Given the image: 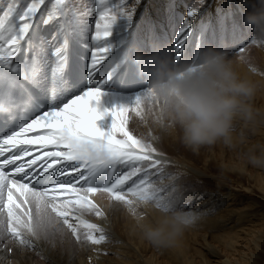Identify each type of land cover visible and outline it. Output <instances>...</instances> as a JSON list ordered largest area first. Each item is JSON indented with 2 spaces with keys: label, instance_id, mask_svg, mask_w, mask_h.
<instances>
[{
  "label": "snow or ice",
  "instance_id": "obj_1",
  "mask_svg": "<svg viewBox=\"0 0 264 264\" xmlns=\"http://www.w3.org/2000/svg\"><path fill=\"white\" fill-rule=\"evenodd\" d=\"M141 2L94 0L93 19L73 0H52L50 6L49 0H0V128L5 129L0 133V252L35 251L38 241L65 230L81 248L108 242L99 224L83 219L85 213L106 217L99 196L134 216L142 202L157 208L187 206L175 184L178 177L164 171L168 161L153 143L158 137L129 129L132 116L144 121L143 105L155 108V101L146 86L117 90L136 86L133 73L120 75L119 85L114 77L122 65L132 64L137 48L168 43L158 34L162 28L175 31L177 62L194 59L214 42L224 50L233 42L226 36L198 41L186 53L205 0L179 20L169 3L163 20L146 16L133 28ZM53 21V28L42 33L41 25ZM250 40L258 42L254 34ZM247 48L241 41L232 53L245 60ZM117 50L119 63L105 66ZM165 177L168 185H163Z\"/></svg>",
  "mask_w": 264,
  "mask_h": 264
},
{
  "label": "rangeland",
  "instance_id": "obj_2",
  "mask_svg": "<svg viewBox=\"0 0 264 264\" xmlns=\"http://www.w3.org/2000/svg\"><path fill=\"white\" fill-rule=\"evenodd\" d=\"M195 1L198 0H184V7L181 6V8L187 10L189 6L199 3V1ZM222 1H224V3L221 4L218 3V0H212L210 4L206 1L201 6V8L204 9V13H199L195 22L197 23L198 20H200L199 22L201 25L204 24L202 29L204 28L203 30L206 31V33L204 31H198V29L193 26L195 32H193L192 38H189L190 42L187 41L189 44L186 42V53L194 51L197 42L203 41L199 39L205 38L204 40L215 41L221 36H226L228 40L232 41L234 39L233 36L237 34L236 32H239L241 37L245 32H249L246 33V39L243 38V41H247L248 43L246 53L243 54L246 58L245 60L240 59L239 55H234L232 53V48L239 44L241 40L237 39L236 42L232 41L233 43L226 50L230 58L237 61L242 72L247 71L249 61L251 64H254L260 72H264V41H258L256 44H252L250 40V37L253 35L252 29L242 25L244 11L236 6V4H233V0ZM51 2L52 0L49 1V6ZM142 2L143 4L138 8V12L134 18L133 28L137 27V20L140 21V19L146 17L147 14L152 17L154 15V19L157 20L164 19L165 8L161 13L154 14L152 12L153 0H142ZM193 2L194 4L191 5ZM252 2H254V0H250V4L248 5L249 8ZM73 3L79 11L86 12L89 18L93 17L94 19V0H73ZM216 5L228 7L229 12L225 14L212 12V9L216 7ZM231 5H234L235 9L231 8ZM179 9L177 10L178 12L181 11V9ZM182 16L183 15H178L176 19L179 20ZM205 19H207V22L204 21ZM55 23L56 21H53L51 26L48 27L42 25V33L46 32V30L50 31ZM178 27L179 24L177 23L175 28L178 29ZM172 29V27L162 28L160 30L161 32H158V34L167 37V44L171 47L175 37V31ZM162 31H164V33ZM215 31L216 33L214 34ZM165 32L167 34H165ZM141 34L142 38H145L144 40L147 41V34L143 32ZM196 38L199 39L197 40ZM215 44L214 42L212 45L215 46ZM144 47L145 50L148 49L147 43ZM255 79L262 80L264 77L256 75ZM144 86H146L145 83L142 85V88ZM106 99L108 101V106H111V98L109 97ZM255 104L259 108H264V91L257 94ZM143 106L145 108L146 119L141 121L133 115L132 119L135 118L137 121L133 123L132 129L130 130L137 136L142 135L147 138L149 137V133H151L158 137L157 140L153 141L154 146L157 147L158 151L164 154V159L168 161L164 170L165 173L178 177L175 181L177 190L182 199L188 202L184 209L194 212L201 211L200 208L197 207L204 195L216 197L221 200V202L235 201L237 206L231 207L230 211H227L229 214L225 211H220L219 213L218 207H214L208 212L212 215L209 218L203 216L204 214L198 213L200 218L189 229L198 230L200 235L207 234V236H199L197 242L193 246L196 250H188V247H179V245L172 248H156L152 246L134 231L135 216L131 214L125 206L113 202L111 205H117V209L113 210V213L111 212L110 215V211H108L105 218H98L88 213L83 215V219L99 224L105 232H107L106 234L109 237L108 242L99 246H92L97 248L98 251H93L92 247L81 248L74 237L65 230L63 234L55 232L48 241H38L35 251L14 248L11 254L0 252V257H7L6 260H0V264H8V262H11V264H98L105 258L115 260L118 258V255H116V249L119 247L118 243H120V246L123 243L122 239L124 237H122L121 234L124 230L125 237L130 239L135 247H143L148 250L147 253H143L146 255L144 260H142L139 254H134L133 252H128L123 256L120 255L119 257L123 259L124 264H217L215 259L211 256L212 251L210 246L216 245L215 235H217L227 223L223 221V216L228 217V215L230 216L233 212L244 213L245 210L249 209V206L254 207L261 204L260 196L261 193H264V167L254 166L248 163L246 154L252 145H264V125L259 126L254 133L248 132L246 142L238 144L235 149L224 146L225 150H221L219 144H217L211 147L201 148L199 152H193L186 148L178 138L161 135L156 127L154 117L149 113L150 109L151 112H154L155 108L147 102H145ZM108 124H110V119L104 122L105 127H107ZM257 152H259V148H257ZM168 184L169 180L165 177L163 179V185ZM248 196H251V199H249ZM101 199L103 202H101L102 205L106 204L105 206H107V209L111 208V206H109L110 202L106 198L101 196ZM137 213L151 215L149 210L142 207L137 209ZM250 218L241 220L243 225L246 224L244 228L247 226L246 228L249 229L248 232L242 233V235L237 238L234 236V233L237 235L236 232L239 231L238 228L242 229L243 225L241 223L231 225L233 227L231 236L223 237L221 244L215 246L218 247L221 252L226 253L224 254L225 256L227 255L225 264L264 263V222L258 221L255 217ZM189 229H187L186 232H189ZM37 253H40V255H37ZM89 258H91V260Z\"/></svg>",
  "mask_w": 264,
  "mask_h": 264
},
{
  "label": "clouds",
  "instance_id": "obj_3",
  "mask_svg": "<svg viewBox=\"0 0 264 264\" xmlns=\"http://www.w3.org/2000/svg\"><path fill=\"white\" fill-rule=\"evenodd\" d=\"M243 23L257 41H264V0L251 3ZM132 64L155 101L151 115L161 135L178 138L193 152L217 144L234 148L246 142L248 132L264 125V108L255 104L257 94L264 91V79L255 76L264 77V72L251 63L242 72L224 49L209 44L194 59L177 62L172 47L160 44L137 48ZM246 159L264 167V145H252ZM140 207L151 215L135 216L134 231L156 248L177 246L200 218L180 207L157 208L151 202Z\"/></svg>",
  "mask_w": 264,
  "mask_h": 264
},
{
  "label": "bare ground",
  "instance_id": "obj_4",
  "mask_svg": "<svg viewBox=\"0 0 264 264\" xmlns=\"http://www.w3.org/2000/svg\"><path fill=\"white\" fill-rule=\"evenodd\" d=\"M50 1V0H49ZM164 1V3H163ZM199 1V0H198ZM198 1H195V2H198ZM208 4H210L212 2V0H206ZM205 1V2H206ZM229 1V0H228ZM145 2V1H143ZM143 2H141V4L138 6V8L141 7V5L143 4ZM217 2V1H216ZM153 6H152V12L154 14H157V13H161L163 11V9H167L169 3H172L176 6V10H178L179 8L181 9L180 12L176 11V16L178 15H184L186 13V10L182 9L181 6L184 5V0H153ZM191 3V2H190ZM218 3L221 4V3H224V1L222 0H218ZM233 4H236V6H238L239 8L242 9V11H247L248 10V5L250 4V0H233L232 2ZM194 2L191 4L193 5ZM145 5V4H144ZM186 5V4H185ZM223 5V4H222ZM226 5V4H225ZM228 5V4H227ZM202 6V5H201ZM184 7V6H183ZM190 7V6H189ZM235 6L234 5H231V8H234ZM137 8V10H138ZM144 8V7H143ZM179 9V10H180ZM235 9V8H234ZM43 10V9H42ZM215 10V11H214ZM204 9L203 8H200V12L199 13H204L203 12ZM138 12V11H137ZM140 12V11H139ZM151 12V11H150ZM151 12V13H152ZM209 12V11H208ZM212 12H217V14L220 12L222 14H225L227 12H229V8L228 7H225V6H218L216 5V7H214L212 9ZM234 12V11H233ZM145 13V12H144ZM146 14V13H145ZM234 14V13H232ZM159 15V14H158ZM157 15V17H158ZM39 16V14H38ZM147 16H149L147 14ZM161 16V15H160ZM208 16V15H207ZM236 17V16H235ZM93 18V17H92ZM153 18H154V15H153ZM160 18V17H159ZM179 18V17H178ZM210 18V17H209ZM233 18V17H232ZM231 19V18H230ZM235 19V18H234ZM237 19V18H236ZM141 20V19H140ZM202 20V19H201ZM207 19H205L204 21H206ZM241 20V19H239ZM200 20H198V22L196 23L195 20H194V24L193 23V26L196 27V29H198V31H204L202 29L203 25H201V23L199 22ZM212 21V20H211ZM138 22V20H137ZM207 22V21H206ZM209 22V21H208ZM205 23V22H204ZM137 24V23H136ZM210 25V24H209ZM244 25V23L242 24ZM48 26H51V24L45 26V27H48ZM134 26V25H133ZM207 26V25H206ZM205 26V27H206ZM44 27V28H45ZM42 25H41V30H42ZM136 28V27H135ZM171 28V27H170ZM245 28V27H244ZM215 29V28H214ZM166 30V29H165ZM173 30V29H172ZM211 30V29H210ZM212 31V30H211ZM46 32H48L46 30ZM161 32V31H160ZM164 33V31H162ZM195 32V31H194ZM197 32V31H196ZM206 33V31H204ZM210 32V31H209ZM213 32V31H212ZM172 33V32H171ZM200 33V32H199ZM198 33V35H199ZM211 33V32H210ZM216 33V31L214 32V34ZM237 34H235V36H233V40L234 42H236L237 39L243 41L244 39H246V33H249V32H245L244 34H242V37L239 35V32H236ZM251 33V32H250ZM165 34H167L165 32ZM175 34V33H174ZM213 34V33H212ZM141 35H144V34H141ZM171 35V34H170ZM197 35V36H198ZM201 35V34H200ZM211 35V34H210ZM172 36V35H171ZM196 36V37H197ZM213 36V35H212ZM217 36V35H216ZM142 37V36H141ZM200 37V36H198ZM167 38V37H166ZM169 38V37H168ZM192 38V37H191ZM190 38V39H191ZM195 38V37H194ZM244 38V39H243ZM145 39V38H144ZM172 39V38H171ZM197 39V38H196ZM199 39V38H198ZM197 39V40H198ZM205 39V38H204ZM204 39H199V40H204ZM218 39V38H217ZM170 40V39H169ZM174 40V39H173ZM146 41V40H145ZM168 41V40H167ZM196 41V40H195ZM172 42V40H171ZM170 42V43H171ZM190 42V41H189ZM197 42V41H196ZM188 43V42H187ZM193 43V42H192ZM191 43V44H192ZM189 44V43H188ZM187 44V45H188ZM146 45V44H145ZM169 45V44H168ZM216 46V44H215ZM145 48V47H144ZM188 53V52H187ZM120 57H121V52L119 50H117L116 52L113 53V56L109 57V60L108 61H105V66H108V65H111V66H115L116 63H119L120 61ZM107 70H111L110 67L107 68ZM105 71L104 68H102V72ZM124 72H131L133 73L135 76H136V79H135V84H136V87L135 88H131V89H121L119 86L117 88H119L120 90H124L126 92L128 91H135V90H140V86L139 88H137V83L140 82V79L137 77L136 75V72H135V68L133 66V64L131 63H127V66L126 65H122L118 74H117V77H114V79H117V85H119V79L118 77L120 75H122ZM98 76L101 75L100 73L97 74ZM259 108V107H258ZM137 120L134 118L132 119L131 123H130V128L129 129H132V125L134 122H136ZM104 123V122H103ZM38 131H41L42 132V129L41 130H38ZM35 133H30L29 135H34ZM38 147V146H36ZM219 147L221 150H225L224 149V146L223 145H220L219 144ZM236 147H234L233 149H235ZM249 199H251V196H248ZM261 204L258 205V206H249V209L248 210H245L244 213H240V212H233L231 213V215L228 217L226 216H223V221L224 222H227L225 224V226L222 228V230L217 234L215 235V242H216V245H220L221 242H222V238L223 237H228V236H231L232 234V230H233V227L231 225H237V223H241L242 221L241 220H244L246 218H250V217H255L258 221H263L264 222V193H261ZM97 201L102 205V199H101V196L97 197L96 198ZM102 202V203H101ZM106 205V204H105ZM105 205H102L104 207V210H105V213L107 214L108 211L109 212V215L110 213L117 209V205H111V208H108L107 209V206ZM237 204L235 201H226V202H221V200H219L218 198L216 197H213V196H208V195H204L202 198H201V202L199 204V206L197 208H200L201 211L199 212H196V213H199V214H204L203 216H207L208 218L212 215H210V212L209 210L213 209L214 207H218V210H219V213L220 211H230L231 207H236ZM109 207V206H108ZM216 212V211H215ZM113 213V212H112ZM228 213V212H227ZM229 214V213H228ZM218 215V214H217ZM251 219V218H250ZM253 220V219H252ZM129 221V220H128ZM249 221V220H248ZM250 222V221H249ZM257 222V221H256ZM252 223V222H251ZM255 223V222H254ZM102 224V223H101ZM242 224V223H241ZM243 225V224H242ZM246 225V224H244ZM244 225L242 226V229H239L238 228V232L237 235L234 233V236H236L237 238L240 237L242 235V233H245V232H248L249 229L246 228L247 226H245L244 228ZM104 227V225H103ZM107 231V230H106ZM125 231V230H124ZM124 231H122L123 233L121 234L122 237H124L122 240H123V243L121 244L120 246V243L119 244V247H117L116 249V255H118V258L113 260V259H107L105 258L104 260L100 261L98 264H124V261L121 257H119L120 255H125L126 253L128 252H133L134 254H139L140 257L142 258V260L145 259L146 255L143 254V253H147L148 250L143 248V247H138V246H134L132 243H131V240L128 239L127 237H125L124 235ZM107 233V232H106ZM201 236V237H205L207 236V234H204V235H200V233L198 232V230H194V229H189V232H185L182 239L179 241V243L177 245H179V247H188V250L189 249H194L196 250L193 246L195 245V243L197 242V239L198 237ZM120 239V238H119ZM121 242V241H120ZM246 244V243H245ZM188 245V246H187ZM215 245V246H216ZM214 245L213 246H210L211 247V251H212V258L215 259L216 263L217 264H225V262L227 261V255L225 256L224 254L226 253H223L221 252L218 247H215ZM220 248V247H219ZM226 249V248H225ZM226 252V251H225ZM229 254V253H227ZM97 260V259H96ZM264 262V261H263ZM264 264V263H263Z\"/></svg>",
  "mask_w": 264,
  "mask_h": 264
}]
</instances>
